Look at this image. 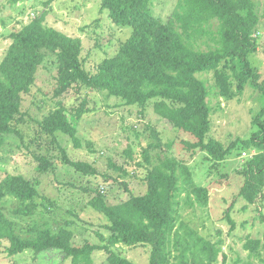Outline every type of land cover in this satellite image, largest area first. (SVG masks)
I'll return each instance as SVG.
<instances>
[{"label":"trees","instance_id":"obj_1","mask_svg":"<svg viewBox=\"0 0 264 264\" xmlns=\"http://www.w3.org/2000/svg\"><path fill=\"white\" fill-rule=\"evenodd\" d=\"M151 2L102 0L101 7L108 11L109 17L119 26L132 30L116 53L104 58L93 73L82 65V45L77 37L44 26L39 19L10 33V43L0 61V134L16 131L15 124L22 116L23 94L30 91L40 66L51 54L55 63L52 95L58 101L57 107L40 123L44 133L62 132L72 139L74 147L81 148L74 121L90 110L88 97L78 94L80 100L69 108L62 104V99L72 90L80 94L94 90L116 96L125 105L143 108L153 102L156 114L195 140L188 143L190 150L198 149L207 158L222 160L230 147L224 148L219 141L207 139L211 114L209 89L199 75L212 71L218 93L227 95L230 76L219 70V65L229 59L242 65L235 73L240 85L250 83L262 89L259 75L249 61L257 47V1L176 0L165 18L153 14ZM261 114L254 120L258 128L253 136L237 141L244 147L257 149L244 170L239 192L248 203L255 201L264 186ZM58 148L64 163L82 173L97 174L91 163L72 160L64 147L58 145ZM143 154L149 162L147 148ZM49 164L41 157L40 169L46 170ZM192 181L186 165L165 156L148 171L143 194L132 195L114 205L106 204L100 195L93 197L91 207L108 221L104 227L109 235L103 244L87 241L75 245L72 231L66 228L53 231L45 226L23 236L0 209V255L12 258L25 251L38 254L57 250L63 257H70L71 264H94L93 252L103 250L110 264H136L113 247L146 244L150 246L148 264H215L219 258L224 261L219 240L204 237L186 222L175 223L177 196ZM192 193L200 205L207 204L205 187L196 186ZM37 194V183L22 175L7 174L0 180V198L8 195L20 201L15 214L32 213V201ZM226 218L233 228L231 217L226 214ZM260 246V239L247 238L243 243L249 252L257 251Z\"/></svg>","mask_w":264,"mask_h":264},{"label":"rangeland","instance_id":"obj_2","mask_svg":"<svg viewBox=\"0 0 264 264\" xmlns=\"http://www.w3.org/2000/svg\"><path fill=\"white\" fill-rule=\"evenodd\" d=\"M256 1L257 47L249 61L259 75L262 89L238 83L235 73L242 66L238 61L225 59L219 65V70L230 76L227 95L218 93L212 71L199 75L209 89L207 139L230 147L219 161L207 158L204 151L190 150L188 143L195 140L156 114L153 102L143 108L125 105L116 96L94 90L82 94L72 90L62 99L69 108L78 103V97H88L90 110L74 121L81 148L74 147L72 139L62 132L44 133L40 123L58 101L52 95L55 63L48 54L30 91L23 94L22 116L15 124L16 131L0 134V180L7 174H18L37 183L38 194L30 214L14 213L20 205L17 198H0V209L14 221L17 231L29 236L30 230L45 226L53 231L66 228L72 231L75 245L87 241L103 244L109 235L104 227L108 221L91 207L90 200L100 195L106 204L114 205L143 194L148 171L165 156H171L186 165L193 178L192 184L177 196L176 225L186 222L204 237L219 240L225 258L215 264H264V186L253 203L239 194L244 170L257 149L237 142L253 136L258 128L254 123L258 114L263 113L261 119L264 118V0ZM175 2L152 0L151 11L165 18ZM101 5L102 0H0V61L10 43L9 34L39 19L44 26L79 38L82 65L95 72L104 58L116 53L132 30L114 22ZM58 145L65 148L70 159L91 163L97 174H85L64 163ZM146 148L149 162L143 154ZM41 157L50 163L46 170L39 167ZM196 186L207 189L206 205H200L192 193ZM226 214L233 220V228ZM247 238L261 240L257 251L244 249ZM113 249L136 264H148L149 245L117 244ZM92 257L94 264H110L103 250L94 251ZM0 264H71V259L57 250L38 254L25 251L12 258L1 254Z\"/></svg>","mask_w":264,"mask_h":264}]
</instances>
